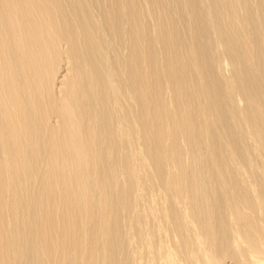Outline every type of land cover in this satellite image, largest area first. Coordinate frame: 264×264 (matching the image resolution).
<instances>
[{
  "label": "bare ground",
  "instance_id": "obj_1",
  "mask_svg": "<svg viewBox=\"0 0 264 264\" xmlns=\"http://www.w3.org/2000/svg\"><path fill=\"white\" fill-rule=\"evenodd\" d=\"M0 264H264V0H0Z\"/></svg>",
  "mask_w": 264,
  "mask_h": 264
}]
</instances>
